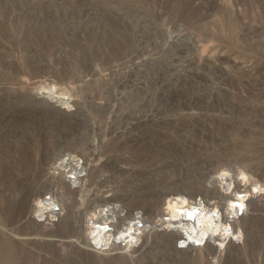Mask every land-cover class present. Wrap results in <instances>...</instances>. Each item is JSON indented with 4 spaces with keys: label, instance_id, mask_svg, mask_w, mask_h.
Masks as SVG:
<instances>
[{
    "label": "rangeland",
    "instance_id": "1",
    "mask_svg": "<svg viewBox=\"0 0 264 264\" xmlns=\"http://www.w3.org/2000/svg\"><path fill=\"white\" fill-rule=\"evenodd\" d=\"M50 62L65 66L73 77L84 75L74 84L58 86L64 97L71 93L69 107L55 104L58 109L40 100L45 89L36 85L38 80L20 76L25 65L38 69ZM198 127L203 140L190 138ZM61 154L65 163L59 166ZM75 161L84 170L82 175L74 172L76 181L71 182L69 169ZM220 169L236 178L238 186L244 184L239 190L256 179L262 182V189L250 196L259 216L236 244L225 238L230 228L208 239L210 244L219 237L226 241V252L216 251L208 260L261 264L264 0H0V215L11 217L21 207L23 219L15 224H26L27 233L34 227L41 233H29L32 237L21 244L8 243L11 250L0 261L200 264L187 258L185 247L186 253L180 250L176 257L143 239L129 249L83 246L81 240L90 215L100 207L123 216L133 200L142 202L144 196L174 188L194 190L198 199ZM240 170L250 181L241 180ZM91 171L96 172L93 177ZM191 180L199 183L189 184ZM48 194L61 209L51 221L40 222L33 210ZM68 197L74 199L71 205ZM249 211L242 207L230 215L237 219ZM0 239L7 240L1 226ZM119 254L130 260L117 259Z\"/></svg>",
    "mask_w": 264,
    "mask_h": 264
},
{
    "label": "bare ground",
    "instance_id": "2",
    "mask_svg": "<svg viewBox=\"0 0 264 264\" xmlns=\"http://www.w3.org/2000/svg\"><path fill=\"white\" fill-rule=\"evenodd\" d=\"M18 48H20V47H18ZM22 52H24V51H22ZM23 62L21 61V63H23ZM56 63H57V61H56ZM23 66L24 65H22L21 67H23ZM64 68H65V66L59 67L55 64V62L54 63L50 62L47 66H44L43 68L38 67V69L37 68L33 69V68H30V66L28 67L25 65L23 67V69L20 68L21 70L19 71V73H20L21 77H25L29 80H35V79L38 80V83L36 85L40 86V89H42V88L45 89V94L43 96L44 99H40V100H44L45 102H48L49 104H51L54 107H56L57 105L59 107H61V106L69 107L70 103H71V98L69 95L71 93L68 96L64 97L66 92H63V90L61 91L62 88L59 89L58 86L59 85H67V84H71V83L74 84V82L76 80L77 81L82 80V76H84V75H81L78 77L75 76L76 77L75 78L70 74L69 70H67L65 68L69 72V73H67V71H65ZM81 73H84V72L82 71ZM42 77H45L46 80H48V81L45 83L44 80L42 81ZM43 82H44V85H42ZM68 88H70V87H68ZM39 93H40V91H39ZM42 103H43V101H42ZM55 104H57V105H55ZM58 106H57V108H58ZM147 115H148V112H147V114L145 113L144 116H147ZM175 128H177V127H175ZM206 128H208V127H206ZM172 129H174V128H172ZM197 129H199V127ZM204 129H205V127H204ZM200 130H201V128L199 130H197V132L191 134V136L189 135L190 138L192 139V138H196V137L201 136L202 133L199 134ZM206 130H208V129H206ZM173 132H176V131L174 130ZM185 135H187V133ZM180 138H182V137H180ZM183 138H184V136H183ZM199 138H201V137H199ZM158 139H160V138H158ZM201 139L203 140L204 136ZM178 141H180V140H178ZM190 143H188V144H190ZM191 145H192V143H191ZM62 154H64V153H62ZM62 154L60 155L61 157H59L57 155L59 157V159H58L59 160V164H58L59 166H62V164L65 163V159L62 158L65 155L62 156ZM67 154H69V153H67ZM20 155H21V153H20ZM71 157H73V156H71ZM66 163H67V161H66ZM227 163H229V162H227ZM76 165H78L77 161H75L73 167L69 169V171L72 172L68 176L69 179L75 178L77 176L76 175L77 173H79V175H82L80 173H82L81 171L84 170V168L82 167L83 165L82 166H80V165L76 166ZM220 166H221V163H220ZM227 166H228V164H227ZM68 167H69V165H68ZM248 170H251V169L249 168ZM74 172L76 173L75 175H74ZM247 172H249V171H247ZM250 172L254 173L253 171H250ZM91 173H92V177L96 174L95 171H91ZM245 173L240 170V172L237 174V175H239V174L241 175V180H243L244 183L250 181V179L247 177V175ZM252 175L253 174H251V177H252ZM231 176H233V175L231 174ZM229 177H230V175L228 174L227 170H221L220 172H218L217 176H211V178L209 177L210 178V179L208 178L209 181L207 180L208 181L207 184H209V186L203 185V188L201 191L202 195L198 199L194 195L195 194L194 190L193 191L192 190L191 191H185L183 189H179V188L175 189L174 188V190H172L170 192L160 191V192L156 193L157 195H153V196L148 195V196H150V198L147 196H146L147 197L146 198L144 196L145 198L143 197V200L140 198V200H142V202L139 200H133L131 203H129V205H127L126 212L124 213L123 216L112 215V213L108 214L107 211H109L108 210L109 207H100L95 213H92L90 215V218L87 221L90 224L88 225V233H87L86 238L81 240L82 243L84 244L83 246L90 245V246H94L97 248L100 247L101 249L102 248L103 249H109L110 247H112L111 249H118V248H126V249L128 248L129 249L130 247H132V245L138 239H143L144 242H147V243L153 242L155 244V246L157 244H160L163 247L165 253L169 254L172 252L173 254L176 255V257H178L176 253L181 252L183 250L181 248L185 247V248L189 249V252L187 250H185L189 253V254L187 253L188 257H187V255L185 257L191 258L194 260H198L199 262L204 261L205 263H208V261L210 260V258L208 260V255L213 254V253L217 254L216 251L219 253H222L220 251L222 249L223 250L225 249L224 245L226 242L225 239L220 240V237H219V240L216 239V240H218V242H216L214 244H210L208 242L209 241L208 239L213 238L215 235H218L220 233L224 234V231L227 228H230L231 234H229L228 236L226 235L225 238L227 237L228 242H233L236 244V240H240L242 235H244L246 237L248 236V234L253 229L252 223H251L252 219L255 220V217L259 216V214L256 215V213H255L257 210L258 204L256 201L251 200L250 196L262 189V184H261L262 182L260 183L256 179V181L252 182L251 187H249V188L245 187L244 189L240 188L242 190H239V187L243 186L244 184L238 186L235 183L236 178H234V180H232ZM75 179L71 180V182L72 181L75 182L76 181ZM204 180H205V178H204ZM199 181H200V179H199ZM225 181H227V182H225ZM188 182H189V184H196L198 181L196 182L195 180H191ZM201 182H202V180L200 181V183ZM100 183H103V181L101 180L99 182V184ZM216 183L219 184V187L216 185ZM237 183H238V181H237ZM201 186H202V183H201ZM220 188H222L221 189L222 191L220 190ZM223 189L225 192H223ZM77 191H78V189H77ZM196 195H198V194H196ZM136 198H132V199H136ZM190 198H192V199L190 200ZM68 199L70 200V205L72 203H74V199L72 197H68ZM209 200H213V201H209ZM105 203L106 202H104V204ZM161 204H164L165 207L161 208L160 207ZM45 205H46V201H44L43 199L39 198L37 200L35 208L33 210L36 213V215L42 216L43 207ZM57 206L59 207V208L57 207L58 210H60L61 204L59 202H58ZM102 206H104V205H102ZM105 206H106V204H105ZM242 207H243V212L248 208L250 210L249 213H246L242 217L237 216V219H236L237 214L234 217L230 215L231 213H233L232 211H234V210L238 211ZM138 208H141L140 211L135 212V215H134L132 213V211L134 209H138ZM54 213L55 212L52 213V216L54 215ZM23 215H24V210L21 207H18L15 210L13 216H11V217H7L4 215H2V217H1V215H0V224H1L0 226L2 227V229L7 234V240L6 241H3L0 239V256H4V254H6V250H11V247H9L8 243L14 242L15 244H21L22 241H26L27 239H30L32 237V236H28L29 233H32L36 236L41 234V233H38L36 231L37 228H35V227L34 228L36 230L33 228L34 231H28V233H27L26 228L24 227L26 224L24 226H23V224H18V225L15 224L16 221H21L23 219ZM56 215H58V212ZM56 215H54V216H56ZM25 223H27V221ZM34 225L38 226L39 224L36 223ZM157 227H160L161 229H157ZM236 227H239L241 229L236 231ZM52 235H56V234H50V236H52ZM33 237H35V236H33ZM68 241L70 244L73 245L74 242H76V239H69ZM179 241L184 242L185 246H180V245L177 246V243ZM228 242H227V244H230ZM118 243H122V246H119ZM247 243H248V241H247ZM74 247L79 249V250H81V249L83 250V248H84V247L82 248V246H76L75 244H74ZM136 250L134 249V251H136ZM168 250L170 252H168ZM191 251H195V253H192ZM224 251L226 252V250H224ZM182 252H184V251H182ZM116 253H121V252H116ZM184 253H186V252H184ZM182 255H183V253H182ZM210 256H212V255H210ZM220 256H222V255H220ZM261 256H258V258H260ZM129 258L130 257H126L124 259V258H122V256H120V254L117 256V259H122V260L124 259L126 261L130 260ZM187 258H185V259H187ZM138 259L139 258H137L136 261H138ZM180 260H181V258H180ZM211 260H212V258H211ZM216 260L218 262V258H216ZM224 260H225V258H224ZM251 260H252V258H251ZM190 261H193V260H190ZM260 261L261 260H259L258 262H260ZM132 262H134L133 259H132ZM209 262H210V264H213V262L212 263H211V261H209ZM217 262H216V264H217ZM263 263L261 262V264H263ZM0 264H8V261L4 258L0 261ZM256 264H258V263H256Z\"/></svg>",
    "mask_w": 264,
    "mask_h": 264
},
{
    "label": "built area",
    "instance_id": "3",
    "mask_svg": "<svg viewBox=\"0 0 264 264\" xmlns=\"http://www.w3.org/2000/svg\"><path fill=\"white\" fill-rule=\"evenodd\" d=\"M40 199H43L44 201H46V205L43 207V214L42 216H38L39 219H37L40 222H43L45 220H52L54 219L57 214V212H59L60 210H58V201L55 197H53L52 195H44L43 197H41ZM58 207V208H57ZM54 213V215L52 216V213ZM40 214V213H39Z\"/></svg>",
    "mask_w": 264,
    "mask_h": 264
}]
</instances>
